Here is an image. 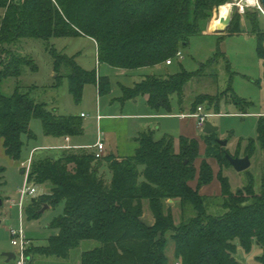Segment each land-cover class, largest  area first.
<instances>
[{
  "label": "trees",
  "instance_id": "1",
  "mask_svg": "<svg viewBox=\"0 0 264 264\" xmlns=\"http://www.w3.org/2000/svg\"><path fill=\"white\" fill-rule=\"evenodd\" d=\"M231 1L0 0L4 12L0 21V140L7 157L21 160L23 137L35 138L31 130L35 118L42 121L49 137H80L84 126L83 117L48 110L20 86L11 96L2 93L6 80L19 79L26 67L38 69L33 59L6 50L5 45L23 39L84 36L97 43L99 64L128 71L153 68L173 62L190 38L207 29L214 9ZM216 19L210 23L212 30ZM245 20L257 39L264 66V32L257 14L246 13ZM227 32L243 33L240 16H233ZM219 56L220 51L208 64ZM53 58L57 73L65 66L69 91L76 102H81L84 87L90 83H99L100 95L111 92L109 78L83 69L75 57L54 52ZM200 75V71L182 70L166 77L147 76L134 87L124 88L123 99L148 96L153 109L171 111L172 98L183 100L187 84ZM222 95H201L193 109L205 106L218 111ZM257 134V141L250 140L246 146L245 156L250 159L259 149L264 150V116L259 119ZM206 137L207 153L200 170L194 166L200 158L198 141L181 138L177 152L172 137L156 141L151 131L139 136L140 147L132 157L98 159L91 148L64 149L58 156H37L34 152L29 183L47 185L49 194L42 200L33 199L27 209L29 219H39L45 205L64 203L65 207L49 227L57 234L48 239V245L27 250L28 264L37 258L70 259L86 241L99 245L83 252L79 264H241L239 248L250 253L254 246L263 251L258 260L264 264V170L259 191L252 177L242 189L233 191L222 174V167H232L226 156L229 151L217 142L216 134ZM209 158L221 167V195L214 199L220 201L224 212L218 216L209 212L212 197L200 194V189L214 180ZM4 172L0 167L2 205ZM193 181H197L195 188ZM168 199H179L182 216L190 214L189 220L176 225L172 211L165 206ZM145 201H149L156 220L153 226L143 221ZM170 239L176 245L175 263L167 255Z\"/></svg>",
  "mask_w": 264,
  "mask_h": 264
},
{
  "label": "rangeland",
  "instance_id": "2",
  "mask_svg": "<svg viewBox=\"0 0 264 264\" xmlns=\"http://www.w3.org/2000/svg\"><path fill=\"white\" fill-rule=\"evenodd\" d=\"M231 2L239 3L240 0H233ZM246 13L250 15L257 14L261 30L264 32V13L254 6L245 7ZM3 14V10L0 9V21L3 18ZM245 14H241L240 8L235 7L234 16H240L241 21L245 25L242 34L228 35V32H226L223 34L225 36L220 34L193 36L190 38L189 45L181 50L183 59L174 58V65L166 68V71L170 73L181 72L182 70H186L189 73L201 72L200 76L193 78L185 87L184 101L188 104L192 101L194 103L201 95L219 97L220 94L224 93L221 96L219 110L217 111L215 108H212L213 111H211L223 114V116L212 117L208 122L219 127L216 139L227 140L229 142L226 147L229 151L228 154L232 157L237 155L240 158L245 157L246 145L249 141H257L258 115H264V66L257 52V39L250 33V27L245 21ZM215 18H218L217 8L213 11L211 21ZM209 30L214 32L215 27L214 30L209 27ZM221 36L222 39L220 40ZM5 49L33 59L38 69L34 71L29 67L24 68L22 76L19 79L10 78L5 81L1 88L2 93L6 96H11L15 89L20 86L23 93H29L37 102L45 103L48 110H56L62 115L79 117L81 113L85 112L88 117L86 120H82L85 129V133L82 136L83 140L96 136L93 119H95L98 100L104 106L108 100H114L117 94L111 96V98L106 94L100 96L96 84L90 83L84 87L81 102H76L69 91V80L66 75L65 66L58 73L56 72L53 53L57 52L67 57H75L76 63L83 69L91 72L96 71L99 77L109 78L112 87L118 94L120 93L121 85L126 84L125 82H128L129 79L138 80L139 78L138 74L130 76L121 69L113 68L106 64H99L96 42L84 36L55 37L50 41L23 39L16 44L5 45ZM219 51L222 53V56H219L215 62L209 65V61L214 60ZM144 73L150 74L151 71L146 70ZM58 76L60 78H57ZM139 100L141 102L144 98L140 96ZM235 113H246V115H233ZM31 130L35 138L29 139L27 136L23 137L25 145L20 161H12L7 158L3 154L5 153L4 148H2L3 153L0 152V167L5 168L3 186L1 188L4 203L0 205V263L5 260L4 254L7 252L15 253L17 251L11 244L10 229H17L19 227L18 210L13 208L12 201L17 202L19 200V189L23 187L25 182V175L23 173L25 169L22 167V163L28 159L31 150L35 146H42L50 142L47 140L40 119L35 118L32 120ZM48 152H43L44 154L40 155L42 152L38 150L37 156H58L57 153H59ZM200 158L196 159L194 163L196 169L199 167ZM222 170V174L228 177L233 191L246 186L250 177L254 179L256 190L259 191L264 170V150L259 149L251 157V167L244 172H237L233 167L227 166L222 167ZM102 172L107 173V169H103ZM191 184L194 185L195 181ZM31 185L34 184L31 183ZM36 187L38 195L36 197H29L26 200V209L24 210L26 232L36 236H45L49 232L57 234L56 231L51 230L49 227L56 218L63 214L64 203L50 206L39 219H29L27 209L33 199L38 198V200H42L49 194V187L47 185ZM218 196H220L219 193L208 196L212 197L209 200V212L217 216L222 215L224 212L219 207L220 201L214 199V197L218 198ZM165 206L172 211L176 225L189 220V217H191L190 214L182 216L179 199H168L165 202ZM143 217L155 220L149 201L144 202ZM35 242L40 243L36 247L48 245V241L45 242V240H35ZM98 245L95 241H86L71 253L70 259L37 258L30 264H79L81 254ZM31 246L35 245L30 241ZM175 248V243L170 239L167 255L173 263H175ZM262 253L263 251L257 246H254L250 253L239 248L237 259L241 264H261L258 258ZM11 264H15V262L13 261Z\"/></svg>",
  "mask_w": 264,
  "mask_h": 264
},
{
  "label": "crops",
  "instance_id": "3",
  "mask_svg": "<svg viewBox=\"0 0 264 264\" xmlns=\"http://www.w3.org/2000/svg\"><path fill=\"white\" fill-rule=\"evenodd\" d=\"M241 22L244 28L245 26L244 22L243 21ZM209 26H210V22L208 23L207 29L203 32L202 35H219L215 31L211 32L209 30ZM173 65L174 62L172 63V65L165 64V65H161L153 68L141 69L137 71L123 70L130 76L134 74H138L139 78L138 80L129 79L128 82H125L126 84L121 85V90L119 91L120 92L119 94L117 93V91L114 90V88L111 85V92L106 95H108L110 98L115 94H117V96H115L116 98L114 100L110 99L107 102H105L104 106L103 103L101 102L100 104L98 100L95 119H93V123L95 125V130H96V136L94 138L83 140L82 136H80V139L79 137H70V136H66L63 138L46 136L47 140L50 142L42 146H35L31 150L30 155L26 161H28L33 156L34 152L38 153V150L39 152L41 151L42 153L43 152L45 153L46 151L61 153L62 150L69 149L66 147H70L71 149L91 148L95 151V148L93 147L96 145L99 138H101L105 144V151L103 152L104 158H107L109 156H115L118 158L132 157L136 154L137 150L140 147V143L138 141L139 136L144 132L151 131L153 132L156 141H159L166 136L172 137L175 141V150L177 152H179L180 150L181 138H187L198 141L200 146V156H201V158L199 159L200 163L198 170H200V165L202 161L206 158V153H207L206 135L208 134H205L203 132V129L205 127L201 129L198 126L197 119L193 116L194 113L196 112V110L193 109V101L188 104L184 101V99L180 100L177 96H174L171 101V106H172L171 111H166V110L153 109L148 103L149 100L148 96H142L144 100L141 102L139 100L140 97L129 100L123 99L124 88L134 87L136 84L143 81L147 76L157 75V76L166 77L169 75L180 73V72L170 73L169 71H166L167 67H171ZM146 70H150L151 73L150 74L144 73L146 72ZM96 87L98 89V94H99V83L96 84ZM208 111L213 115L212 117L223 116V114H220L218 112L217 113L211 112L213 111L212 109L208 108ZM83 114H85V112L81 113L80 116L82 117ZM233 115H246V113L243 114L235 113ZM262 116L264 115L261 114L258 115V122ZM87 117L88 116L86 115V117H83V119L86 120ZM217 128L219 131V127ZM218 131L215 132L214 134H217ZM84 133H85V129H84ZM2 148H4V146L2 141L0 140V152L3 151ZM4 152H5V148H4ZM3 154H5V156L7 157L6 153ZM207 161L211 165L214 171V180L211 184L207 186H203L200 189V194L202 196H209L215 193H219L221 195L222 186L220 181L218 180V174L221 170V167L217 163V161L213 158H209L207 159ZM23 162H25V160ZM196 185H197V181H195V184L192 186L195 188ZM13 208L18 210V214L20 217V211L18 206L14 205ZM25 209H26V205H25ZM143 221L149 226H153L155 223L154 219L153 220L145 219L144 217H143ZM27 234L30 241L35 246H37V244H40L39 242H35V240L36 241L45 240V242H47L52 235H55L54 233L52 234L51 232L46 233L45 236H36L28 232ZM7 253H11V252H7ZM3 256L5 260L1 261L0 264H11L13 262V261L8 262L5 254Z\"/></svg>",
  "mask_w": 264,
  "mask_h": 264
},
{
  "label": "built area",
  "instance_id": "4",
  "mask_svg": "<svg viewBox=\"0 0 264 264\" xmlns=\"http://www.w3.org/2000/svg\"><path fill=\"white\" fill-rule=\"evenodd\" d=\"M232 5L235 7L240 8L241 14H245V7L244 11H241V1L239 3H233ZM261 5V4H260ZM249 7V6H247ZM256 7V6H254ZM262 6L259 8L261 10ZM264 13V11H262ZM177 58L183 59V55L181 52L177 53ZM172 60L167 61V65H172ZM197 119L198 126L203 129L208 122V119H210L213 115L206 109L205 106H199L196 110V112L193 115ZM82 117H86L85 114L82 115ZM70 148V147H66ZM96 150V157L98 159H101L103 157V152L105 151V144L102 141L101 138L98 139L96 145L93 147ZM32 166V157L28 160L22 163V167L24 170L25 175V182L22 188L19 189V200L12 201V205H16L19 208L20 211V217H19V227L17 229H10V235H11V243L16 248V264H28V256H27V250L30 247V239L28 237V234L26 232V229L24 227V210H25V203L26 200L29 197H36L38 195V189L35 185H31L29 183V176Z\"/></svg>",
  "mask_w": 264,
  "mask_h": 264
},
{
  "label": "water",
  "instance_id": "5",
  "mask_svg": "<svg viewBox=\"0 0 264 264\" xmlns=\"http://www.w3.org/2000/svg\"><path fill=\"white\" fill-rule=\"evenodd\" d=\"M260 3L262 5V7L264 8V0H260ZM226 4H231V8L229 10L228 16L222 17L221 16V6L226 5ZM223 5H220L217 8L218 11V18H217V22H219V27L216 26L215 28V32L217 34H225L227 32V30L229 29V27L231 26L232 23V19L234 16V6L232 5L231 2H227ZM218 131V128L213 126L212 123L207 122L205 125V128L203 129V132L205 134L211 135L214 134L215 132ZM217 142L222 146V147H227L228 142L226 140H220L217 139ZM230 164L232 165V167L237 171V172H244L246 170H248L251 167V159L249 156H245L243 158L240 157H232L231 155L227 154L226 155ZM0 205H2V201H0ZM49 206L45 205L43 207V209L41 210L42 213L45 212L46 209H48ZM5 256L7 257L8 262L14 261L16 259V255L15 253L11 252V253H6Z\"/></svg>",
  "mask_w": 264,
  "mask_h": 264
},
{
  "label": "clouds",
  "instance_id": "6",
  "mask_svg": "<svg viewBox=\"0 0 264 264\" xmlns=\"http://www.w3.org/2000/svg\"><path fill=\"white\" fill-rule=\"evenodd\" d=\"M247 4H248V6L255 5L258 8L261 7L260 0H247ZM230 8H231V4H226V5L221 6V13H220L221 16L226 18L228 16ZM241 11L242 12L244 11L243 6H241ZM261 11H264V8H261ZM216 26L217 27L220 26L219 22L216 23Z\"/></svg>",
  "mask_w": 264,
  "mask_h": 264
},
{
  "label": "bare ground",
  "instance_id": "7",
  "mask_svg": "<svg viewBox=\"0 0 264 264\" xmlns=\"http://www.w3.org/2000/svg\"><path fill=\"white\" fill-rule=\"evenodd\" d=\"M241 1V5L243 6V7H247L248 6V4H247V0H240ZM252 6H255V5H252ZM216 23H217V21H216ZM215 28H216V25H215Z\"/></svg>",
  "mask_w": 264,
  "mask_h": 264
}]
</instances>
